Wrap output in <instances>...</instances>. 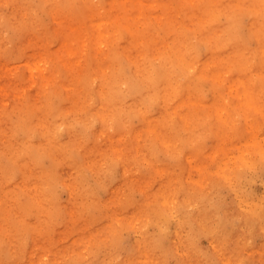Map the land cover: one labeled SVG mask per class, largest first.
I'll return each mask as SVG.
<instances>
[{
    "label": "rangeland",
    "instance_id": "rangeland-1",
    "mask_svg": "<svg viewBox=\"0 0 264 264\" xmlns=\"http://www.w3.org/2000/svg\"><path fill=\"white\" fill-rule=\"evenodd\" d=\"M30 1L34 5L29 14L32 18L22 19L26 12L24 1L18 4L14 0H0V76L13 77L16 72L19 73L17 85L22 89L25 84L22 73L28 72L25 65L28 59H36L45 75L54 76L46 85L43 100L54 102V107L59 110L55 119L72 105L66 113L69 123L73 124L85 118V110L98 104L100 75L93 73L91 80L81 84L77 82L82 94L73 92L72 99L57 85V76L66 79V74L71 73L79 78L83 72L80 63L85 64L90 60L99 65L103 62L96 54L102 47L95 45L97 38L92 33L93 39H86V50L72 54L64 46L59 29L82 24L81 27L86 30V20L77 17L76 11L86 13L91 5L94 19L97 20L95 23H98L97 29L103 25L101 28L106 33L105 45L110 52L116 53L113 54V67L119 63L128 72L132 67L121 54L126 52L121 46L127 40L128 31L124 26L117 25L111 12L118 7L123 12L138 2L136 7L144 10L140 16L144 19L151 0H126L128 4L121 3L123 0H74L75 8L62 4V11L48 8L44 0ZM173 2L166 0L158 3L153 14L162 13ZM216 5L219 6L218 3ZM180 14L178 9L173 14L175 26L161 36L178 37L182 42H185V32L191 33L195 39L203 36L201 27H196L194 32L188 31ZM218 14L219 24H226L228 18L222 9ZM239 17L241 34L249 47H255L248 33L250 17L246 14ZM150 21L161 32L155 19L150 18ZM209 22L210 18L205 23ZM226 36L229 37L228 34ZM79 42L71 41L75 50L80 47ZM196 50L204 58L205 45L198 44ZM78 56L82 58L79 62ZM256 59L249 62V79L254 84L249 85L252 89L247 96L242 92V85H234L223 76L217 84L206 77L198 78V89L185 93L180 99L171 98L170 105L179 102V107L171 111L188 114L190 123L198 128L192 131L186 125L184 130L188 134H195L190 143L184 141L185 133L179 131L180 138L174 142L179 146L163 152H156L155 149L150 158L159 165V171L151 167L148 161H141L129 168L123 167L118 159L112 161L116 153L124 152V147L127 153L129 144L134 143L135 139H143L144 134L152 141L151 147L155 146L154 138L148 136L149 132L144 131L137 119L132 121L134 138H118L116 135L117 138L105 153L103 150H91L84 158L80 152L88 145H81L79 150L69 148L66 151L71 165L74 162L76 167L72 165L70 172L65 171L63 181H54L59 204L57 208H48L51 206L48 200H43V208L37 204L26 205L29 197L22 181L27 179L29 183L32 181L31 175L27 173L22 176L15 170L3 179L0 171V179L6 183L5 186L0 183V264H264V68H261L264 62ZM147 63L156 65L159 62L151 59ZM3 67L13 72L4 71ZM239 91L241 97L237 95ZM0 99H3L2 96ZM213 99L220 105L217 111L210 105ZM251 103L261 110L256 112L251 108ZM2 108L0 123L5 122L6 126L1 124L0 129V166L4 165L6 170L12 168L10 158L18 152L11 144V140L16 139L11 137L17 133L19 137L25 134L19 131L17 125L27 116L20 109ZM177 115L171 114L169 132L175 129ZM37 118L38 113L34 118H29L28 123L36 125ZM150 119L148 127L164 123L161 116ZM10 121L14 122L13 128L8 127ZM213 124L221 126L217 132L210 131ZM36 134L35 141L39 137ZM60 135L63 141L70 137L69 131L64 128L60 130ZM67 143L72 144V141ZM53 164L49 158H43L40 162L42 168L50 172L54 167L53 172L56 173L58 163L56 167ZM162 166H166L168 172ZM39 167L36 165V168ZM75 173L83 178L85 189L94 191H90L92 196H82L84 191L81 187V190L78 187L71 189ZM163 177L166 181L160 183ZM29 185L34 188V184ZM47 185L48 182H45L44 186ZM150 189L161 192L170 204L184 198L181 200L184 203L172 208L170 217L164 220V232H160L156 224H145L148 212L134 221L126 220L125 209L130 202L134 201L138 210L149 197ZM164 190L165 194L162 193ZM114 197H117L116 202ZM117 201L120 208L116 205ZM144 235L154 238L155 249L144 251ZM138 247L143 251L135 255ZM237 250V257L231 263L229 257L232 254L228 252ZM32 260L34 262L29 263Z\"/></svg>",
    "mask_w": 264,
    "mask_h": 264
},
{
    "label": "bare ground",
    "instance_id": "bare-ground-1",
    "mask_svg": "<svg viewBox=\"0 0 264 264\" xmlns=\"http://www.w3.org/2000/svg\"><path fill=\"white\" fill-rule=\"evenodd\" d=\"M14 1L18 4L20 1L25 2L24 10L26 12H24L23 18L21 17L22 19L32 18L29 14L32 6H34L33 1ZM164 1L166 2V0H151L149 11H147L146 17L144 15V19L140 17L144 10L136 7V5H139L138 2H134L136 5L127 7L123 12L119 7L111 12V17L113 20L116 19L117 25L124 26L128 31L127 40L121 46L122 49H126V52L121 54L128 61L129 66L132 67L128 72L119 63L115 68L113 67V54L116 53L114 51L110 52L107 45H105L104 38L106 33L101 28L103 25H99V30L97 29L98 23H95L97 20L94 19V9H92L91 5L86 13L76 11L77 17L86 20V30L81 27L82 24H73L69 25L67 29H59L64 46L66 49H70L72 54H78L86 50V39H93L92 33L97 38L95 45L102 47L96 54L103 62L99 65L97 63L95 65V62L90 60L85 64L80 63L79 66L83 65V72L79 78H76L71 73L66 74V79H60L57 76V85L62 91H66L67 96L72 99L73 92L82 94V90L78 87L79 85H76L77 82L81 84L83 81L91 80L93 73L100 75L98 79L99 102L96 107L90 108L88 111L84 109L87 113L84 119L75 121L73 124L69 123L66 111L72 105L65 108L63 112L61 111L58 118L55 119L59 110L54 107V102L43 100L46 96V85L51 79H54V76L45 75L43 68L36 63L38 62L36 59H28V63L25 65L28 68V72L22 73L25 78V84L22 89L17 85L16 77H18L19 73L16 72L13 77L0 76V97L2 96L3 98L2 100L0 99V119L3 118L2 107L23 110L27 116L17 125V128L20 129L19 131L25 134L19 137L17 133V135H12L11 137L16 139L17 143L12 139L11 144L18 150L10 158L13 166L6 170H4V165L3 167L0 166L1 177L6 179L9 173L15 170H18L22 176L27 173L31 175L32 181H29V183L27 179L22 181V186L29 197L27 198L29 203L27 204L26 202V205L37 204L42 207L43 200H48L51 203L48 208H57L59 204L54 181H63L65 171L70 172L69 168L72 165L75 166L74 162L71 165L66 151L69 148L79 150L81 145H88L80 152V155L82 154L84 158L91 150H103V153H105L109 150V146L112 145L111 142L117 138L115 137L116 135L118 138L128 137L130 140L134 138L132 121L136 119L144 127V131L149 132V134L147 133L148 136L154 138L155 146L151 147L152 141H149L144 134L143 139H135V144H129L127 153H125L124 147V152L116 153V158L112 161H117L118 159V162L127 168L129 166L133 167L141 161H148L151 167L159 171L157 168L159 165L150 158L155 149L156 152H163L168 148H173L175 145L179 146L174 143L180 138L178 135L179 131L185 133L183 137L185 142L190 143L194 140L195 134H188L189 132L184 129L187 125L192 131H196L198 127L190 123L188 114L171 111L179 107V102L170 105V100L172 97L176 100L180 99L185 93L198 89L197 87L200 85L198 78L206 77L217 84L219 78L225 76L230 79L232 84L242 85L241 89L244 96H247L249 90L252 89L249 87V85L254 84L249 79V62H253L255 58L264 62V0H174L173 3H168L170 7L164 9L162 13L153 14L155 11L154 7ZM44 2L48 8L62 11V4L72 6L74 0H44ZM118 2H121V0ZM127 2L123 0L121 3L128 4ZM216 3L219 6H215ZM73 8H75V5H73ZM175 9L176 11L178 9L181 11L180 15H182L185 28L188 31L194 32L196 27H201L203 36L195 39L191 33L185 32V42H182L178 37L166 38L161 36L167 30L172 29L173 25L175 26L176 22L174 23L173 16L176 13ZM220 9H222L225 17L228 18L226 24H219L218 22L220 20V15L218 14ZM241 14H246L250 17L248 33L255 47H249L240 32L238 23ZM150 18L155 19L159 24L158 27L161 32L156 29ZM209 18L210 22L205 23L208 22ZM99 31H101L100 34ZM97 32L98 34H96ZM156 33H159V35H156ZM76 40L81 43L79 42L80 47L75 50L71 41L74 43ZM198 44H203L206 47L204 58L196 50ZM110 46L112 47V43H110ZM110 50L113 49L111 48ZM92 54L94 55V53ZM77 58H79L78 62L82 59L79 56ZM108 59L109 62H107ZM151 59L157 60L159 63L156 65H153L154 63L148 64L147 62H151ZM261 68H264V65ZM3 69L9 73L13 72L6 70V67H3ZM214 89L216 88L214 87ZM198 94L199 96L201 95L200 90ZM237 95L239 97L242 96L240 91ZM210 105L215 111L220 107L215 99ZM250 105L256 112L261 110L258 105H253V103ZM188 108L190 109V106ZM37 113V124L28 123V119L34 118ZM172 113H177L178 118L174 124L175 129L173 132H169L168 126L171 125ZM154 116L163 117L164 123L161 125L151 124L148 127L147 124L151 123L150 118ZM1 124L0 129L2 125L6 126L5 122ZM14 126V122L10 121L8 123L9 128ZM220 127V125L213 124L210 127V131L217 132ZM62 128L69 131L70 137L68 140L63 141L61 139L60 130ZM28 131L38 132V140H34V134L36 133H28ZM67 141H72V144L67 143ZM151 148L153 149L151 150ZM43 158L53 160L55 163L53 166L55 167L56 162L58 163V170L55 169L57 170L56 173L53 172L54 167L52 168V166H50L52 168L50 172L52 173L48 171L49 169L41 167L40 162ZM7 165L9 166L10 164ZM36 165L40 167L36 168ZM161 168L168 172L166 166ZM73 176L75 181L70 184L72 186L71 189L75 190L81 187L82 191H84L81 193L82 196H92L93 194L90 192L92 190H87L85 189L86 186H83L84 181L80 174L75 173ZM165 181L163 177L160 183H165ZM45 182H48L46 187L44 186ZM0 183L3 186L6 185L1 179ZM29 184H34V191ZM162 193L165 194L166 191L164 190ZM182 199L184 198H180L179 202L174 200L170 204L167 198L162 196L161 192L158 193L156 190L150 189L149 197L146 198L138 210H136L137 204L134 201H131L130 205L128 204L129 207L125 209L127 213L126 220L134 221L140 218L144 212H148L145 224L146 222L147 224H156L160 232H164V220L170 217L172 208L178 203H184V201H181ZM116 200L117 197H114V202ZM116 205L119 208L121 207L118 201ZM199 214L200 212L198 211L197 215ZM143 244L146 252L148 251L146 249L156 248L154 238L148 235H144ZM168 249L170 250V245ZM141 250L142 248L138 247L135 255ZM237 252L238 250L228 252V254H232V257H229L231 263H233V259H236ZM224 255H227V253ZM33 262L34 260L29 261V263Z\"/></svg>",
    "mask_w": 264,
    "mask_h": 264
}]
</instances>
